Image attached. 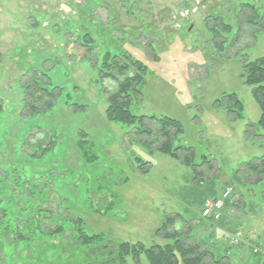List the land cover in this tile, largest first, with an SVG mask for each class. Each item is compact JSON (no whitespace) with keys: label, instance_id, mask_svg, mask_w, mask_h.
Returning a JSON list of instances; mask_svg holds the SVG:
<instances>
[{"label":"rangeland","instance_id":"1","mask_svg":"<svg viewBox=\"0 0 264 264\" xmlns=\"http://www.w3.org/2000/svg\"><path fill=\"white\" fill-rule=\"evenodd\" d=\"M240 1L251 0H0V114H4L0 117V196L12 205L11 212L29 225L32 213L24 212L25 203L39 204L43 195L55 207L62 203L64 211L65 196L89 230L146 245L164 244L155 232L167 215L181 214L190 220L184 230L193 227L191 236L210 244L218 255H226V261L264 264L262 255L253 254L256 247L264 248V182L254 185L253 179L242 182V173L236 175L240 167L264 156V138L246 134L261 112L243 77L244 60L264 56V32L250 38L257 28L244 26L246 38L240 49L248 48L240 53H236L239 48L228 49V57L226 51L219 53L213 47L206 26L218 12L237 27L230 10L236 11ZM252 2L264 8V0ZM82 29L97 40L91 57L80 44ZM23 51L34 55L32 62L57 58L61 65L54 78L69 94L52 113L34 119V126L18 119ZM105 51L127 53L148 67L142 97L133 102L131 111L182 124L181 144L194 150L195 163L206 157L218 169L217 178L204 183V190L197 188L199 172L160 152L130 144L125 135L129 128L106 119L107 99L117 84L110 80L102 84L90 60L84 61L85 56L101 61ZM233 94L243 104L241 120H232L224 107L217 106L223 96ZM68 103L84 107L76 112ZM83 132L99 157L93 164H87L77 148ZM53 133L58 134L55 151L40 161L23 162L20 169L13 167L26 137L38 145ZM135 157L151 162L148 174L138 169ZM108 178L117 183L107 184ZM229 189L226 199L236 193L237 205L225 206L220 221L203 219L205 201L223 198ZM99 196L111 203L120 200L122 205L109 215L89 211L87 200ZM48 220H43L45 225ZM237 233L239 244L225 245L226 235ZM64 244V236L53 243ZM140 264L148 263L142 258Z\"/></svg>","mask_w":264,"mask_h":264},{"label":"trees","instance_id":"2","mask_svg":"<svg viewBox=\"0 0 264 264\" xmlns=\"http://www.w3.org/2000/svg\"><path fill=\"white\" fill-rule=\"evenodd\" d=\"M240 2L236 11L230 10V15L232 14L236 24L238 23L237 27L226 22L218 12L210 17L211 20L206 21V26L212 33L213 47L219 53L226 51L228 57V49L239 48L236 53H240L248 48L246 46L240 49L246 38L244 26L257 28L256 33L253 32L250 38L264 32V8L252 0ZM239 24L242 25L239 26ZM82 31L84 34L78 36L80 44L88 48L91 57L97 49V40L88 30L82 29ZM20 56L22 63L19 81L23 91V101L18 119L28 124L33 122V125L34 119L52 113L69 94L65 93L63 85L55 81V71L61 65L57 58L54 60L44 58L32 62L31 57L34 58V55H25L23 51ZM87 60L93 64L102 84L105 80L117 84L107 99L106 119L111 123L122 124L129 128L125 135L130 144H140L151 153L160 152L181 165L199 172L200 181L197 182L199 191L204 190L202 188L204 183L213 182L211 180L217 178L219 172L211 160L204 157L201 163H195L194 150L181 144L184 130L179 121L156 116H137L132 113L131 105L135 100H140L142 89L146 84L148 73L146 65L132 59L127 53L111 51H105L101 61L94 62V59L85 56L84 61ZM50 63L52 65H49ZM243 70L244 84L252 88L253 98L261 112L259 121L247 126L246 134L248 137L264 138V56L251 61L244 60ZM77 88L74 86L75 90ZM223 98L222 101H217V106L224 107L232 120L243 119V104L237 96L225 95ZM68 106L73 107L76 112L84 107L77 103H68ZM3 116L4 114L1 113L0 117ZM88 137L89 135L83 132L77 142V148L87 164H93L99 157L94 154V146L89 147ZM58 145V134L55 133L52 136L46 135L38 145H33L26 137L22 143V152L18 156L19 162L13 161V167L20 169L23 162L27 160V162L40 161L55 151ZM134 160L144 175L150 172L151 162H143L140 157H135ZM236 175L240 176L239 179L242 182L251 179L255 181L254 185L264 182V156L254 158L253 161L240 167ZM110 179L111 181L109 178L106 180L107 184L117 183L116 179ZM126 181L127 179L122 182ZM214 190L215 188L211 187V191ZM236 196L238 195L234 193L229 200L225 199V206L237 205ZM99 197L97 199L89 197L87 200L89 211L94 210L99 214L109 215L116 206L122 205L120 200L116 199L111 203ZM40 198L39 204L35 205L32 202L30 207L24 204V212L28 215L32 213L28 219L31 223L28 225L29 221L20 220L19 215L11 212L12 205L9 207L0 196V247L3 253L0 264H130V261L140 264L142 258L148 264H231L226 261V255L223 253L218 255L210 244L191 236L193 227L185 231L184 226L189 224L190 220L186 221L187 219H184L181 214L167 215L163 226L155 232L157 238L165 241L164 244L146 245L143 242L120 241L104 233L89 230L85 219L73 212L74 209L65 196L64 211H61L62 203L55 207L47 196L42 195ZM211 199H220V197L215 196ZM48 204H51L50 208ZM31 209L32 211L28 212ZM46 217L49 218L47 225L43 221ZM18 220L26 224L21 225ZM171 226L174 227L173 230L170 229ZM62 236L66 241L64 247L53 245L54 241L60 240ZM20 247L29 251L23 254Z\"/></svg>","mask_w":264,"mask_h":264},{"label":"built area","instance_id":"3","mask_svg":"<svg viewBox=\"0 0 264 264\" xmlns=\"http://www.w3.org/2000/svg\"><path fill=\"white\" fill-rule=\"evenodd\" d=\"M230 192L231 189L227 190L223 198L207 200L202 210V218L208 221H220L225 209V199L230 196ZM240 236L241 234L239 233L226 235L224 239L225 245L237 246L240 242ZM253 254L262 255L264 257V248L256 247L253 249Z\"/></svg>","mask_w":264,"mask_h":264},{"label":"crops","instance_id":"4","mask_svg":"<svg viewBox=\"0 0 264 264\" xmlns=\"http://www.w3.org/2000/svg\"><path fill=\"white\" fill-rule=\"evenodd\" d=\"M222 254V253H221Z\"/></svg>","mask_w":264,"mask_h":264}]
</instances>
